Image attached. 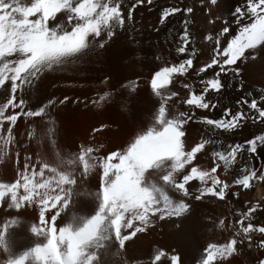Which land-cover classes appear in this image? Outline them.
I'll list each match as a JSON object with an SVG mask.
<instances>
[{
	"label": "snow or ice",
	"instance_id": "obj_1",
	"mask_svg": "<svg viewBox=\"0 0 264 264\" xmlns=\"http://www.w3.org/2000/svg\"><path fill=\"white\" fill-rule=\"evenodd\" d=\"M144 2L135 0L125 15L124 0H0V158L8 153L10 145L19 143L13 136L18 117L42 118L49 106L57 102L52 98L35 110L25 111L23 94L48 74L63 72L86 55L110 47L126 23L132 22L133 8ZM146 2L151 5L153 0ZM201 4L209 25L221 20L215 11L219 0H201ZM192 12L191 7H164L159 23L163 24L176 13L187 17ZM231 18L237 25L235 34L231 35V25L224 21L215 35V47L196 68H193L196 49L186 48L190 36L188 22H184L175 52L185 58L176 63L166 62L151 73L146 86L157 104L147 126L136 131L126 147L100 155L94 154L99 151L96 147H80L78 152L57 154L54 160L42 161L38 166L29 162L30 157H25L22 170L17 168L15 178L0 182V202L18 212L21 209L34 212L33 222L25 224L32 238L31 246L19 253L14 250L17 245L11 230L21 220L12 216L0 222L3 264H104L101 259L104 254L115 257L113 264H139L128 255L126 242H131L137 233L145 232L154 220L184 217L192 208L190 201L200 202L207 197L226 199L230 184L220 178L219 170L227 172L243 152L249 154L250 161L254 160L258 145H264V131L244 139L243 143L225 144L219 137L234 133L247 120L264 124V103H261L264 95L258 102L257 98L249 99L250 93H245L236 101V110L224 107L219 118L197 117L193 109L217 108L207 95L219 93L224 87L221 73L231 74L239 81V63L249 57L255 59L257 46H264V0H243L231 11ZM220 37L226 43L221 44ZM203 39L210 41L213 36L204 35ZM213 66L215 69L208 74L206 70ZM190 69L199 77L200 89L196 92L190 83H182L187 90L186 98H182L169 85L174 78L185 77ZM109 79L104 75L100 83L107 85ZM138 79L118 81L119 88L113 86L111 91L97 92L94 99L86 98L87 104L105 108L114 101L117 91L134 92ZM242 86L241 82L237 91ZM68 99L64 96L59 103L64 104ZM169 101L182 104L185 110L170 105ZM240 105L250 111H243ZM121 107L127 110L124 105ZM190 121L205 126L206 136L201 135L198 142L187 140L185 126ZM53 125L51 120L42 125L43 135L49 139ZM105 127L98 124L92 132ZM27 135L34 137V132L29 131ZM205 152L211 158V166H195L197 154ZM18 159L17 154V162ZM97 166L96 190L81 191L77 174L82 180ZM254 181L264 182V161L259 168L245 163L239 175L232 178L231 185L250 189ZM230 194L238 196L234 191ZM259 207V203H252L245 211H237L235 223L228 222L232 235L225 243H207L196 264H220L241 251L238 245L247 243L251 248V233L264 234V226L250 222ZM84 210L86 213L80 214ZM62 215L65 222L57 227L58 217ZM223 224L221 219L218 226ZM258 243L264 249V239ZM165 260L167 264H181L178 254H169L163 248L153 250L148 264H163ZM255 264H264V257Z\"/></svg>",
	"mask_w": 264,
	"mask_h": 264
},
{
	"label": "bare ground",
	"instance_id": "obj_2",
	"mask_svg": "<svg viewBox=\"0 0 264 264\" xmlns=\"http://www.w3.org/2000/svg\"><path fill=\"white\" fill-rule=\"evenodd\" d=\"M183 1L185 7L193 9L189 16L194 23L196 31L198 33L203 32L204 30L202 31L203 28L201 26L207 22L204 23L207 15L202 11L204 5L201 4V0ZM242 3L243 0H219V6L215 11L221 17L220 25L226 18L232 20L231 11ZM155 15L157 16V14ZM152 17L150 14L145 15L144 20L142 18L139 24L150 23ZM220 25L218 24V26ZM136 27L138 29L137 25ZM232 29L233 33L237 31V25L234 22H232ZM150 33L149 38L153 34ZM127 35L129 36V34ZM130 36L131 38L133 37L132 34ZM127 39L129 40L128 37ZM155 39L153 38L154 41ZM162 40L164 39H157V42L152 47L150 43H148L149 46H141L136 42L137 40H126V44L118 46L116 39L110 47L106 46L103 50H97L95 53L86 55L78 60L77 63L70 64L63 72L48 74L34 88L26 91L23 94V98L26 101L25 111L28 109L35 110L52 98H56L57 102L54 106H49L47 115L42 118L18 117L17 124L14 126L13 136L19 143L14 146L10 145L8 153L3 158H0V182H11L15 178L17 168L19 167L22 170L25 157H30L29 162L38 166L42 161L50 162L54 160L57 154L64 155L78 152L80 147L92 146L98 148L99 151L94 153L95 155L106 154L108 150L126 147L135 132L147 126L149 118L154 111V106L157 104L156 98L151 95L146 85L151 73L157 67L166 62H171L169 60L171 57H168L170 51L168 50L169 53H166L167 49ZM169 48L171 49L172 47ZM143 51L149 53V55L147 53L144 57L151 56L152 62L148 60V57L146 60L150 63L142 59L143 57L141 58ZM248 51L251 52L252 50ZM254 55L255 59L249 57L243 63L238 62L241 68L239 81L229 74V106L233 111L237 109L236 101L245 93H250L251 97L257 98L258 102L259 97L264 95V46L258 45ZM157 57L160 59H157ZM205 61L206 55L201 53L197 59V64L202 65ZM104 75L110 77L107 85L100 83ZM137 77H139L137 81L138 87L134 92L129 93L123 89L117 91L114 101L106 105L105 108L97 109L95 106L87 104V99H94L95 93L103 90L111 91L113 86L119 88L118 81L124 83ZM192 81L194 82V78ZM192 81L188 76L176 77L169 85V88L179 92L180 97L186 98L187 90L181 85L182 83H190L193 90L198 91L196 90L197 86L194 84L196 82L192 83ZM241 82L243 86L237 91L236 89ZM64 96H68L69 99L64 104H60L59 100L63 99ZM37 98L39 99L37 100ZM73 101H76V103H73ZM169 104L179 108V110H185L182 104L174 105V101H169ZM121 105H124L127 110L122 109ZM239 107L243 111L248 112L246 106L240 105ZM197 110H195L197 112L196 116L199 117L202 115L203 110ZM206 112L208 111L206 110ZM208 115L210 116V114ZM48 120L54 122L50 139L43 135L44 128L42 127ZM101 123L106 125V127L102 131L93 133L92 128L97 127ZM261 125L263 128L261 126L260 128L264 131V124ZM255 126L253 125L252 127L250 125L249 127L244 121L241 128L229 137V142L244 141V139L253 136L257 130L254 128ZM185 127L189 143L198 142L201 135L206 136L205 129L202 128L201 124L190 121ZM29 131L34 132V137H28L27 133ZM222 141L224 142L223 139ZM17 154L19 157L18 162ZM261 161H264V145H261V150L256 154L254 165L259 168ZM194 164L201 168L210 167L211 158L207 152L199 153ZM98 172L99 168L97 166L82 180L78 173L79 189L81 191H95V186L98 184ZM219 172L220 178L230 184V192L224 201H218L213 197H207L200 202L190 201L192 208L184 217L154 220L147 232L137 233L136 237H134L135 240H132L127 245L128 255L137 260L139 264H148L153 250L163 248L169 254H178L181 264H196V256L201 254L202 248L207 243H225L227 241L233 231V229L228 228L229 220L234 224L238 218L236 213L240 207L244 206L243 211H245L247 206L252 203H259L260 207L252 214L250 222L255 226H264V182L254 181L250 189H240L231 185L232 178L238 176L235 174L236 169L233 166L227 172H224L223 169L219 170ZM232 191L237 192L238 196L233 197L230 194ZM75 199L84 200L86 197H76ZM86 211H81L80 214L83 215ZM16 212L18 211L15 209H9L7 203L0 202V218L3 213L12 216ZM18 213L23 214V216H20L23 217L24 222L28 224L33 222L31 217L25 215H34L33 209H21ZM221 219H223L224 224L223 226H218ZM63 221H65L63 215L58 217L57 226H60ZM178 224L180 227H177ZM251 235L253 238L251 248L247 247V243L238 245L237 247L241 251L231 258L221 261L220 264H255L257 259L264 257V249H260L258 243L259 240L264 239V234L253 232ZM112 251H115V249L113 248ZM101 259L104 264H113L115 257L111 254H104ZM3 260V254H0V264H2ZM163 264H167V261H163Z\"/></svg>",
	"mask_w": 264,
	"mask_h": 264
},
{
	"label": "rangeland",
	"instance_id": "obj_3",
	"mask_svg": "<svg viewBox=\"0 0 264 264\" xmlns=\"http://www.w3.org/2000/svg\"><path fill=\"white\" fill-rule=\"evenodd\" d=\"M135 2V0H124V4L122 5V9H123V12H124V14L126 15L127 14V8L128 7H130L133 3ZM152 5V6H151ZM151 5H149V4H147V2H146V0H145V2L144 3H142V4H140V5H138L137 7H135V8H133V10H132V22L131 23H126V25H125V29H124V31L123 32H120V34L118 35V38H116L117 39V45L119 46L120 44H126V42L127 41H129V40H137L136 42L138 43V44H140L141 46H149V44L148 43H150V45L153 47V45H154V43H156L157 42V39H164V40H162V41H164V44H165V47H166V53L168 54L169 53V51H170V53L168 54V57H171V58H169V60L171 61V63H176L179 59H181V58H185L184 56H183V54H177L176 52H175V47H177L178 46V44L180 43V40H179V34L183 31V29H184V22L185 21H187L188 23H187V28H188V32H189V36H190V41H189V45H186V48L188 49V51H191V49L192 48H195L196 49V51H195V53H193V68H196V67H199V66H201V65H198L197 64V59H198V57H199V55L201 54V53H205V55H206V60H207V58H208V54L210 53V50H211V48L212 47H215V35H216V33L219 31V29H220V23H219V21L218 22H216V23H214V24H212V25H209L206 21H207V19H208V17H207V19L204 21V25L206 26H204L203 24V26H201L202 28V31L203 32H201V33H198L197 31H196V28L194 27V23H193V21H192V19H191V17L189 16V14H188V16L187 17H185L182 13H176V14H174V15H172V16H170V17H168V18H166V20H165V22H164V24H160V23H157V22H159V15H160V11L162 10V8H164V7H169V6H179V7H181V8H183V7H185V4H184V1L183 0H153V3L151 4ZM154 5H155V7H154ZM136 9V10H135ZM149 9H151V10H149ZM157 9V10H156ZM140 13V14H138V13ZM147 12V13H146ZM148 12H150L149 14L151 15V17H152V19H150L151 21H150V23H148L147 24V22H145L144 24H139L140 22H141V19L142 20H144V16L145 15H149L148 14ZM143 13H145V14H143ZM152 13H154V14H152ZM138 14V15H137ZM155 14H157V16L155 15ZM155 15V16H154ZM157 20V21H156ZM225 21H228L229 22V24L231 25L230 26V33H231V35H234L235 33H233L232 32V20L230 19V18H226V20ZM144 22V21H143ZM156 23H157V25H156ZM146 24H147V26H146ZM155 24V26H153ZM217 24V25H216ZM218 24L220 25V26H218ZM136 25L138 26V29H137V27H136ZM149 25H150V27H149ZM129 26V27H128ZM141 26V27H140ZM151 26H152V29H151ZM158 29H157V28ZM165 27V28H164ZM154 28H155V30H154ZM167 28V29H166ZM205 28V29H204ZM133 29H137V30H133ZM163 31V33H162V31ZM166 29V30H165ZM159 30V31H158ZM127 31V32H126ZM138 31V32H137ZM150 31H151V33H153V34H151L150 33ZM161 31V32H160ZM166 31V32H165ZM125 32V33H124ZM130 32H131V34H132V38L131 39H127V37L129 38V37H131L130 35ZM146 32H147V34H146ZM149 33L151 34V38H149ZM159 33H161V34H159ZM167 33V34H166ZM127 34H129V36L127 35ZM134 34V35H133ZM137 34V35H136ZM164 34V35H163ZM196 34V35H195ZM127 35V36H126ZM155 35H156V37H155ZM168 35V36H167ZM198 35V36H197ZM202 35V36H201ZM204 35H212L213 36V39L212 40H210V41H205L204 39H203V36ZM226 36L227 35H229V34H225ZM148 36V37H147ZM165 36V37H164ZM136 37H137V39H136ZM157 37H159V38H157ZM162 37V38H161ZM126 38V39H125ZM135 38V39H134ZM153 38H156L155 39V41L153 40ZM169 38V39H168ZM200 38V39H199ZM202 39V40H201ZM127 40V41H126ZM141 42H139V41ZM152 42H151V41ZM122 43H121V42ZM172 41V42H171ZM166 42V43H165ZM174 42V43H173ZM169 43V44H168ZM173 45H172V44ZM220 43L221 44H224V43H226V41H225V39H224V37H220ZM167 44H168V46H167ZM171 44V45H170ZM168 47V48H167ZM169 47H172L171 49L169 48ZM174 47V48H173ZM169 50V51H168ZM174 50V51H173ZM144 52V51H143ZM148 53V52H147ZM147 53H143L142 55H141V58L142 59H145V61H151L152 62V58H150L149 56H146V57H144ZM173 54H176V55H173ZM148 55H149V53H148ZM174 58H173V57ZM147 57H148V60H146L147 59ZM174 62H173V61ZM148 61V62H149ZM150 63V62H149ZM215 69V66H213V69H207L206 70V72L208 73V74H211L212 72H213V70ZM192 70L190 69L189 70V73L188 74H186L185 76L187 77H189L190 78V80L192 81L193 80V78H194V82H196V83H194L193 81H192V83H194L196 86H197V88H196V90H198L199 91V89H200V85H199V83H198V80H199V77H196L195 75L192 77ZM204 76V74H201V77H203ZM192 77V78H191ZM196 78H198V79H196ZM220 78H221V81L224 83V87L221 89V91L219 92V93H209L208 95H207V98L209 99V100H211L213 103H216L217 105H218V107L217 108H215V109H213L212 111H208V112H206V110H203L202 111V115H206V113H207V116H209L208 114H210V118H219L220 117V115L222 114V109L224 108V107H228V108H230L231 109V107L229 106V104H230V98H229V94H230V86H229V74H224V73H221V76H220ZM197 81H196V80ZM239 87V86H238ZM237 90V89H236ZM198 91H196V92H198ZM252 97L250 96L249 97V99H251ZM39 98H37V100H38ZM198 111L197 109H193V111ZM195 111V113H197ZM250 110L248 109V112H249ZM206 112V113H205ZM200 113V112H199ZM248 122H249V124H248ZM248 122L246 121V124L247 125H249V127H250V125L253 127V125L255 126V124H256V126L254 127L255 129H257L256 130V133L255 134H259V132H261V131H263L261 128H260V126L263 128V126L261 125V123H259V122H257V123H253L251 120H248ZM203 126V125H202ZM258 126H259V128H258ZM203 129H205V127L203 126L202 127ZM253 128V129H254ZM253 129H250L251 131L253 130ZM237 131V130H236ZM254 131V130H253ZM235 133V132H234ZM233 133H224V134H222L219 138L222 140H224V143L225 144H227V143H243V141H234V142H229V137L232 135ZM252 137V136H251ZM251 137H249V138H251ZM260 148V149H259ZM261 150V145H258V150H257V152L259 153V151ZM257 153V154H258ZM254 161H255V159L254 160H251L250 161V159H249V154L247 153V152H243L241 155H238V157H237V159H236V163L233 165V167L236 169V175H239V173H240V170L244 167V165H245V163H251V164H253L254 165ZM243 208H244V206H241L240 207V209H239V211H243ZM14 215H12V216H19L18 218L21 220V223L20 224H18V225H16L15 227H14V229H12L11 231H12V235H13V238H14V240H15V242H16V247H15V251L17 252V253H19V252H22V251H24V250H26L28 247H30L31 246V243H30V241H31V236H30V234L26 231V227H25V224H26V222H24L23 221V214H20V213H18V212H16V213H13ZM20 215H22V216H20ZM25 215H27L28 217H31V219L33 220V214H25ZM12 216H9L8 214L6 215V214H2L1 215V218H0V220H1V222L3 221V220H5V219H9L10 217H12ZM7 217V218H6ZM65 221H63V222H61L60 223V226L64 223ZM246 223V222H245ZM28 224V223H27ZM30 224V223H29ZM57 227H59V226H57ZM148 231V228L145 230V232H147ZM20 236V237H19ZM133 240H135V238H133ZM130 242H126V244L128 245ZM199 256L200 255H197L196 256V258H195V263H196V260L199 258ZM2 264H3V262H2Z\"/></svg>",
	"mask_w": 264,
	"mask_h": 264
}]
</instances>
